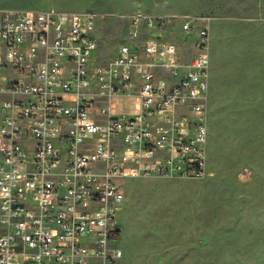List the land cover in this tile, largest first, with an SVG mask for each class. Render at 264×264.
<instances>
[{
	"label": "built area",
	"instance_id": "built-area-1",
	"mask_svg": "<svg viewBox=\"0 0 264 264\" xmlns=\"http://www.w3.org/2000/svg\"><path fill=\"white\" fill-rule=\"evenodd\" d=\"M129 19L101 57L90 10H0V264H121L124 179L210 175L208 26Z\"/></svg>",
	"mask_w": 264,
	"mask_h": 264
},
{
	"label": "rangeland",
	"instance_id": "rangeland-1",
	"mask_svg": "<svg viewBox=\"0 0 264 264\" xmlns=\"http://www.w3.org/2000/svg\"><path fill=\"white\" fill-rule=\"evenodd\" d=\"M0 10H90L101 57L154 33L132 15L163 19L180 44L182 22L206 24L210 175L124 179L121 264H264V0H0Z\"/></svg>",
	"mask_w": 264,
	"mask_h": 264
},
{
	"label": "crops",
	"instance_id": "crops-1",
	"mask_svg": "<svg viewBox=\"0 0 264 264\" xmlns=\"http://www.w3.org/2000/svg\"><path fill=\"white\" fill-rule=\"evenodd\" d=\"M124 99H125V98H124ZM119 100H120V99H119ZM130 101H132L133 104H134V108H133L132 111H126V110H124V109H121L120 106H119V104H117V106H116V110L119 111V112H136L137 109H138V102H137V100H136V99H132V100H130ZM118 102H119V101H118Z\"/></svg>",
	"mask_w": 264,
	"mask_h": 264
}]
</instances>
